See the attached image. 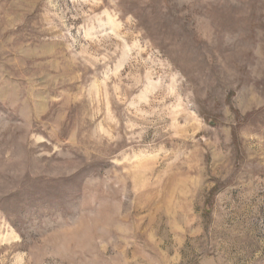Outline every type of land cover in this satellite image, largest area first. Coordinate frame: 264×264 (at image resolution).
<instances>
[{"label":"rangeland","instance_id":"rangeland-1","mask_svg":"<svg viewBox=\"0 0 264 264\" xmlns=\"http://www.w3.org/2000/svg\"><path fill=\"white\" fill-rule=\"evenodd\" d=\"M0 264H264V0H0Z\"/></svg>","mask_w":264,"mask_h":264}]
</instances>
